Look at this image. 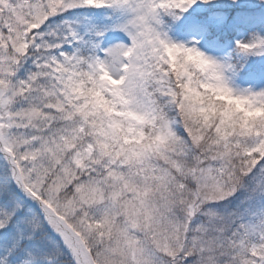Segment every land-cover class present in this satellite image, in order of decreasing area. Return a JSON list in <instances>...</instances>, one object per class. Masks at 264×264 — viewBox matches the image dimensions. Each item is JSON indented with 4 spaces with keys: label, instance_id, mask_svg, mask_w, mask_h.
I'll list each match as a JSON object with an SVG mask.
<instances>
[{
    "label": "snow or ice",
    "instance_id": "6c2138e0",
    "mask_svg": "<svg viewBox=\"0 0 264 264\" xmlns=\"http://www.w3.org/2000/svg\"><path fill=\"white\" fill-rule=\"evenodd\" d=\"M0 264H264V0H0Z\"/></svg>",
    "mask_w": 264,
    "mask_h": 264
}]
</instances>
